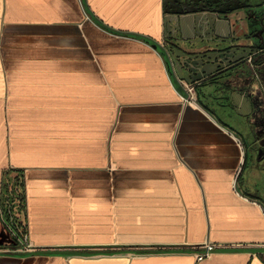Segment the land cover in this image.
<instances>
[{"label": "crops", "instance_id": "0c3cea01", "mask_svg": "<svg viewBox=\"0 0 264 264\" xmlns=\"http://www.w3.org/2000/svg\"><path fill=\"white\" fill-rule=\"evenodd\" d=\"M203 2L0 0V197L23 178L36 248L0 264H264V45Z\"/></svg>", "mask_w": 264, "mask_h": 264}, {"label": "flooded vegetation", "instance_id": "af4514ba", "mask_svg": "<svg viewBox=\"0 0 264 264\" xmlns=\"http://www.w3.org/2000/svg\"><path fill=\"white\" fill-rule=\"evenodd\" d=\"M204 4L221 9L223 13L233 9L241 8V38L248 37L252 46L264 45V0H203ZM244 39V38H243ZM256 52H251L252 57ZM248 55V54H247ZM226 57V56H223ZM244 55L241 54V60ZM225 58H223L224 60ZM264 87V84H263ZM262 112L259 115L260 124L264 122V97L261 99ZM264 131V125L260 127ZM9 202L6 196L0 200V244L10 239L15 240V232L5 220V204ZM12 244V243H11Z\"/></svg>", "mask_w": 264, "mask_h": 264}, {"label": "trees", "instance_id": "16d2710c", "mask_svg": "<svg viewBox=\"0 0 264 264\" xmlns=\"http://www.w3.org/2000/svg\"><path fill=\"white\" fill-rule=\"evenodd\" d=\"M10 183H6L4 188H2L0 200L3 196L8 198L7 204H9L5 208V220L7 223L13 228L16 236V241L18 238L25 240L27 236V224L25 221V193H24V183L23 178L20 175L11 176ZM11 244V243H10ZM15 243H12L14 245ZM6 245L0 244V246Z\"/></svg>", "mask_w": 264, "mask_h": 264}, {"label": "built area", "instance_id": "2783aa9c", "mask_svg": "<svg viewBox=\"0 0 264 264\" xmlns=\"http://www.w3.org/2000/svg\"><path fill=\"white\" fill-rule=\"evenodd\" d=\"M188 91L191 92V94H192L193 88L189 87ZM183 100H185L186 102H193L194 101V99H193V97L191 95L183 96ZM13 236L15 237L16 234L13 235ZM198 247L201 248V249L198 250V252L195 253V257H196L197 260H203V259L209 257L210 255H212L216 251V249L218 247H220V245L217 244V243L211 242V241H205L203 244L198 245ZM35 249H36L35 246H33L27 240H22L21 238H18L15 241L14 245L6 244V245L0 246V251L23 252V251H32V250H35Z\"/></svg>", "mask_w": 264, "mask_h": 264}, {"label": "water", "instance_id": "95a60500", "mask_svg": "<svg viewBox=\"0 0 264 264\" xmlns=\"http://www.w3.org/2000/svg\"><path fill=\"white\" fill-rule=\"evenodd\" d=\"M25 240H27V236L25 237ZM10 244V243H15V241L13 240V239H10V240H8V241H6V242H2V244Z\"/></svg>", "mask_w": 264, "mask_h": 264}, {"label": "rangeland", "instance_id": "374dc122", "mask_svg": "<svg viewBox=\"0 0 264 264\" xmlns=\"http://www.w3.org/2000/svg\"><path fill=\"white\" fill-rule=\"evenodd\" d=\"M249 72H250V71H249ZM252 73H253V72L251 71L250 74H252ZM248 74H249V73H248ZM8 205H9V204H7V203L5 204L6 207H7Z\"/></svg>", "mask_w": 264, "mask_h": 264}]
</instances>
